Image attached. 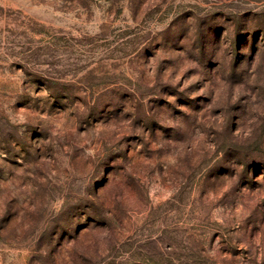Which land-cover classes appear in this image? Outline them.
Instances as JSON below:
<instances>
[{
    "label": "rangeland",
    "instance_id": "1",
    "mask_svg": "<svg viewBox=\"0 0 264 264\" xmlns=\"http://www.w3.org/2000/svg\"><path fill=\"white\" fill-rule=\"evenodd\" d=\"M0 264H264V0H0Z\"/></svg>",
    "mask_w": 264,
    "mask_h": 264
}]
</instances>
